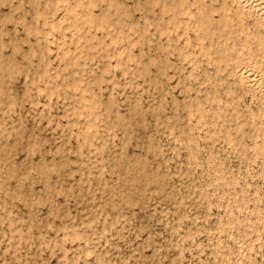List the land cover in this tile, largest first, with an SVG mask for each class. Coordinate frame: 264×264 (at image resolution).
<instances>
[{
	"label": "rangeland",
	"instance_id": "rangeland-1",
	"mask_svg": "<svg viewBox=\"0 0 264 264\" xmlns=\"http://www.w3.org/2000/svg\"><path fill=\"white\" fill-rule=\"evenodd\" d=\"M76 2H77V0H69V3L65 6V11H62L61 13L60 12L57 13L55 15V18L51 20L50 26L43 28L39 39H37L36 37L31 38L32 42H33L32 44H34L33 45V52H34V54H36L35 59L33 60V63L37 64V66H38L39 63H36V62H38V61L42 62V60L43 59L45 60V57H46V61L43 60L42 64L40 63L39 69H42L40 79L45 81V83L47 84L48 90H45V88H43V87L41 88V92L43 91L42 93H43L44 97L43 96L40 97V107L37 108V113H36V111H35V113L32 112L30 110L31 108H28V106H25V108L27 110L25 111L26 113L24 112V115L26 118H28L32 122L31 123L29 120L26 119V121H25L26 128L29 129V126L32 124L31 125L32 128L30 126L31 130H33V131L43 130V136L45 137V139L48 138V140L51 142H54V140H55L54 144H57V145H60L63 143L62 141H64L63 140L64 137H62V136H65L67 134L71 137V143L73 145L70 144V147H71L72 151L74 150L73 153H77V152L81 153V155L79 156V159H77L76 155L71 156V160L73 162L72 173L74 174V178L77 181V183H80L81 182L80 180L82 178V176H81L82 172H83L84 179L86 177L85 180H87L88 179V171H90L92 169L91 167L94 164L97 167H100V165L96 161L95 156H92L90 154L87 145L89 143H91L93 145V150L100 147V144H98L97 141L101 140V137H103V132H104V129L102 126L97 127V125H99L101 119L104 118V107L102 105H98V104L94 103V101L92 100L91 95L89 93V85L93 84L94 82L96 83V80L99 81L101 79V77L99 78V76H102L101 80L108 82V83H105V85L103 84V88L105 87V89H106V91H105V89H103L104 101L107 103L109 108L113 107V105H115L116 103H119V107H120L119 114L121 116H124L126 110H127V112L131 113L130 112L131 108H133V109L136 108L134 106H137V102L140 101V93H143V102H144L145 107H147L149 104H151L153 102H159L160 98H161V94H157L151 88V87H153L152 86L153 84L157 85V82L153 83V80L155 81L154 78H157L156 81H158V85H160L164 89L168 90L167 86L165 84L161 83L162 80L165 79L164 70L168 71V73L167 72L166 73L168 74L167 76L170 77V75L173 76V74L176 73L177 69L182 68V69H180V71L182 72V75L183 76L193 75L191 77H195L196 82L199 85L198 91L201 94V98H202L201 104L204 107V112L201 114V117L199 118L198 122H197V120H194L193 124H197L198 126H203V131L197 133L196 137H192V136L188 135L189 128L186 127L187 121H184L183 123L174 122L175 126L172 127V131H173L172 133H173L174 139L176 137L175 141L184 145L188 149V151H185V152L181 151L180 158L176 162V166L183 168L184 172L188 171L189 169L187 168L186 165L191 162V161L190 162L188 161L190 153L195 154L197 152V148H199V149L204 148L205 151L200 152V154L197 156L196 162H199L201 164V167L199 169H195L196 171L194 170L196 175L193 177V179L198 181V183L196 185L197 188H201V186H202V188L206 189V191L202 192V193L197 192L194 195V197H192V199H190L192 201H190V200L186 201L187 205L189 204L188 208L187 209H181L182 214H188L189 213L188 211L190 210V216H189L190 218L184 223L183 228L179 232V236H176L177 238L176 237L173 238L172 236H170L171 232L169 230V232L165 233L164 239L167 240L171 237L174 243H178L180 237H186L190 234H196L198 232L200 234L197 237L196 236L194 237V239H193L194 241L193 240H187L184 243L183 248H179V247H178L179 249L173 248V249H171V251L167 252L166 258L164 260V264H169V263L170 264H174V263L175 264H192V263L193 264H216V263L217 264H264V242H263L264 241V236H263L264 235V210H263L264 209V44H263L264 43V22H262V23L259 22L254 15L249 14L248 12H245V11L242 12V11L238 10L237 2H235L234 0H217V1H215L217 4H218V2L219 3H222V2L226 3V9H228V10H226V13H227L226 16L229 17L230 20L228 21V23H230V25H231V26L229 25L228 27H226V29L221 31L223 34V36L221 37V43L223 44V46H225V49L227 50L226 52L229 54L227 59H225L227 61L224 64L225 60H219L216 58L217 53L216 52L214 53V48L210 49L209 38H207L202 33V31L200 29L201 17L199 16V13L196 14L194 12V7H196V5L194 4V0H186L185 5L187 6V9L190 10L189 13H186V14L181 13V14L176 15V17L178 19L176 18L174 20V22L169 21V19L167 20V18L164 20V22H163V20H161V21L159 20V22H161L160 24L162 26L158 25V27H163V26L166 27V25L167 26L169 25V28L166 27L165 29H160V31H159V29L155 30V28H158V27L154 26V24L155 25L157 24V15H158L157 14V12H158L157 7H156L154 12H150L148 14V16L146 17L147 23L144 20L140 21L139 17H137L138 23L136 25H139L138 27L136 25H128V24L126 25V24H124L125 21L122 24L123 20H121L120 25L117 26L113 23H111L110 25L101 24L100 19L96 13L87 14L85 12H82L80 8L75 6ZM192 5H194V6H192ZM239 11H240V13H239ZM155 12H156V14H155ZM152 13L154 14V16H152L153 15ZM8 15L10 17H12V19ZM191 15H193V16H191ZM13 16H12V14L11 15L10 14H2V10H0V21H1L0 23H7V26L9 27V29H8L9 31L12 30V25L9 22L12 21L13 19H16V17L15 16L13 17ZM7 17L9 19L6 20ZM151 18H152V21H151ZM148 19H149V21H148ZM231 19L233 20V23H231ZM153 21H154V24L152 27L154 29L152 27L148 26L149 24H152ZM111 22H112V20H111ZM163 23H165V24L163 25ZM65 25H66V27H65ZM124 25H126V26H124ZM86 27H87V29H86ZM95 27L97 29H95ZM99 27H100V29H99ZM139 27H140V30H139ZM104 30H105V32H104ZM144 30L146 32L149 30L148 32H150V33H148V32L146 33ZM164 30L166 33L165 32L162 33V31H164ZM169 30H171L172 33H169L170 32ZM131 31H133V32H131ZM134 31H135V33H134ZM175 31H176V33H175ZM189 31L190 32L196 31V32L190 33ZM160 32H161V35H160ZM48 33H49V35H48ZM54 33H56V34H54ZM92 33L94 34L95 39H94ZM142 33L144 35L146 33V35H145L146 38L142 36L143 38H145L146 41L141 40ZM74 35H75V37H74ZM133 35H134V37H133ZM166 35H168L167 37L169 38V40H166V39H168L166 37ZM131 37H133V38H131ZM205 37H206V39H205ZM96 38L98 39V41ZM156 38H157V40H156ZM182 38H183V40H182ZM70 39H71V41H70ZM93 39H94V41H93ZM99 39H101L100 40L101 42H99ZM160 39H161V41H160ZM171 39H173V41ZM177 39H178V41H177ZM148 40H150V42ZM35 41H37V43ZM48 41H51V42H48ZM69 41L72 44H70ZM133 41L134 42L136 41L138 43L135 42L136 44L134 45ZM174 41H176L177 43ZM156 42L158 45L156 44ZM159 42L161 45L159 44ZM55 43H56V47H55ZM98 43L100 44V46ZM149 43H150V46L148 45ZM49 44H51V45H49ZM74 44H75V46H74ZM131 44H133V45H131ZM90 45L92 46V48L91 47L87 48V46L89 47ZM93 45H94L95 49L93 48ZM159 45H160V48H159ZM170 45H173V46H170ZM154 46L155 47L158 46V48L156 47L154 49ZM161 46L163 48L165 46L166 49L165 48L163 49ZM168 47H169V49H168ZM26 49H25V51H27ZM52 49H55V50H52ZM63 49H64V51H63ZM85 49H86V51H85ZM101 49H103V50H101ZM170 49H171V51H170ZM49 50L50 51L52 50L53 52L52 51L50 52ZM70 50L73 53H71ZM139 50H140L141 55H139L140 54ZM155 50L158 52H156ZM37 51H38V53H37ZM131 51H133V52H131ZM141 51H143L144 54ZM159 51H160V53H159ZM49 52H50V54H49ZM95 52H97V54H95ZM154 52H156V53H154ZM105 53H106V55H105ZM182 53H183V55H182ZM76 54H78V55H76ZM156 54L159 56L161 55V56L159 57ZM169 54H170V56H169ZM175 54H176V57H175ZM179 54L182 55V58ZM61 55H63L62 56L63 58L65 56L64 59L62 58L64 62L62 60H60ZM84 55H87V57H90L91 59L95 58L94 56H96V58L93 59L94 60L93 62H92V60H91V62H89L90 61L89 58H86V56H84ZM112 55H113V57H112ZM136 55H137V57H136ZM142 55H144V57ZM165 55H167V56H165ZM171 55H173V56H171ZM104 56H106V57H104ZM108 56L109 57L111 56V58H109ZM42 57H44V58H42ZM67 57H68V61L66 60ZM102 57L105 58L106 60L103 61ZM131 57H134L136 60L133 58L134 61H131ZM167 57H168V59H167ZM184 57L187 60H185ZM39 58L41 59V61L39 60ZM112 58H113V61H112ZM158 58H159V60H158ZM160 58H161V61L163 60V62L167 65H165L163 62H161ZM229 58H230V60H229ZM72 59L74 61H72ZM79 59H81V60H79ZM128 59H130V60H128ZM151 59H154V60H151ZM95 60H98V62ZM149 60L151 61L152 65L149 63ZM167 60L169 61L170 65L171 64L173 65V63L175 62L176 64L174 63V65H173L174 67L170 68L169 67L170 65L168 64ZM228 60H229V62H228ZM137 61L143 63V65L140 63L138 64ZM155 61L156 62L159 61V62L156 63ZM221 61H223V62H221ZM95 62L97 63V65ZM179 62H181V65ZM112 63H113V66H112ZM160 63H162L163 65ZM208 63L210 64V67H209ZM72 64H73V66H72ZM144 64H145V66H144ZM149 64L151 65L150 67H149ZM187 65H188V67H187ZM48 66H50V68ZM65 66H67V67H65ZM68 66H69V68H68ZM109 66H110V69H109ZM146 66H148V69L151 71V73L149 70H147ZM157 66H158L159 70L157 69ZM64 67H65V69L67 68L68 70H65ZM164 67H165V69H164ZM77 68H79L80 70ZM89 68L91 71H89ZM101 68L102 69L105 68V72H103L104 69L102 70ZM201 68H202V70H201ZM248 68L254 74L252 77H248V76L243 75V71L245 69H248ZM160 69H161V71H163L162 73H161ZM61 70H62L61 74H58V73H60ZM85 70H87V71H85ZM115 70L118 72L116 73ZM143 70L147 71L148 73L144 72ZM157 70L159 71L160 74H158ZM107 71L110 73H108ZM119 72L121 73V77H120ZM92 73H93V75H92ZM125 73H127V74H125ZM139 73H141V74L139 75ZM149 73H150V75H149ZM188 73H190V75ZM90 74H91V76H90ZM106 74H107V77H106ZM113 74L115 76V79H113ZM133 74H134V77L131 76ZM61 75H62V77L60 79V77H58V76H61ZM147 75H148V77H147ZM153 75H154V78H153ZM158 75H160V76L158 77ZM116 76L120 77V78L118 79ZM125 76H127V77H125ZM137 76H138V79H137ZM161 76L163 78H160ZM253 77H254V79H253ZM109 78H110V80L112 79V82L109 80ZM131 78H134V79H131ZM144 78L146 80H144ZM149 78H151L152 80L151 79L149 80ZM54 80H55V82H54ZM198 80H199V82H198ZM233 80H234V83L232 82ZM51 81H52V83H51ZM90 81H91V83H90ZM117 81H119L120 86H117L118 83L115 84ZM145 81H148L149 83L148 82L146 83ZM19 82L20 83L23 82L22 77L19 78ZM169 82H170V85L172 84L171 86L173 87V89H175L176 95L179 97L181 95L180 87L174 86L175 84L178 85V82H176V79H171V80H169ZM224 82L226 84H224ZM236 82L238 84L235 85ZM14 83H15V85H13ZM16 83L17 82H13V84H12L13 86L11 85L10 91L6 92V94H4L5 96L4 95H3V97L0 96V133H3V134L6 133L5 136H12V135H14V130L16 128H17L16 130L20 129L18 121L21 119V117L18 118V115L20 116L21 110L19 108H17L15 112H11L8 109L9 105H12L14 103V101L18 99V97H21L22 96L21 93H23V91H24V90L22 91V89L20 87H17L18 85ZM130 83H131V85L134 84L133 87H131ZM125 84H127V85H125ZM137 84H141V85L139 86ZM219 84L223 85V87H221ZM239 84H240V86H239ZM59 85H61L62 87ZM69 85H71V86H69ZM148 85H150V86H148ZM212 86H213V88H212ZM107 88H110V89L108 90ZM117 88L118 89L120 88V89L118 90ZM136 88H137V90H136ZM147 88H148V90H147ZM240 88H241V90H240ZM145 89H146V91H144ZM15 90H17V91H15ZM93 91L97 92L99 90L94 88ZM119 91H122L123 93L121 92L122 94L120 95ZM201 91H204V92H201ZM231 92H232V94H231ZM115 93H119V95H117V97H116ZM131 93H133V94H131ZM144 93L146 95H144ZM177 93H179L180 95H178ZM110 94H112L111 95L112 98L115 95L114 100L110 97ZM229 94H231V95H229ZM7 95H8V97H7ZM23 95H24V93H23ZM61 95L63 97H61ZM105 95H107L108 97ZM151 95H153V96H151ZM157 95L160 97H158ZM203 95L205 96V98ZM58 96H59V98H58ZM131 96H133V97H131ZM45 97H46V99H45ZM129 97H130V100L128 101ZM135 97H136V99H135ZM147 97H148V100H147ZM237 97L240 98L241 100H239ZM6 98H7V101H6ZM206 98H207V100H206ZM4 99H5V101H4ZM133 99H134V101H133ZM254 99H255V101H254ZM121 100H125V101L123 102ZM231 100L233 101L232 103H231ZM110 101H112V102H110ZM2 102H4V103H2ZM15 102H18V100ZM41 102H43V105ZM66 102H67V104H66ZM110 103H111V105H110ZM238 103H240V104H238ZM68 104L71 105L70 108H69ZM129 104L134 105V106H130ZM243 104L246 106V108H244ZM2 106H3V108H2ZM100 106H102V107H100ZM125 106H126V108H124ZM45 108L47 109V111ZM242 108H244L243 111L248 112L247 116H246V114H244L245 112L241 111ZM110 109H112V111H115L114 107L110 108ZM4 110H5V112H4ZM29 110H30V112H28ZM40 110L42 111V113L44 111L45 112L42 114L40 112ZM68 110H69V112H68ZM229 110H230V112H229ZM38 111L40 112V114H42V116L39 114ZM239 111H240V113H239ZM29 113H31V117H30ZM241 113L243 114L242 116H245V117H242ZM5 114H6V116H5ZM32 114H33V118H32ZM52 115H55V116H52ZM66 115H67V117H66ZM74 115H75V117H74ZM9 116H11L12 118ZM228 116L231 118H229ZM65 117H66V120H65ZM39 118H42V119H39ZM6 119H8V120H6ZM53 119H55L56 121ZM234 119H236V120L233 123ZM16 120H17V122H15ZM71 121H73V122H71ZM14 122L17 125H15ZM35 122H36V125H35ZM45 122L46 123L49 122V123L46 124ZM54 122H56V123H54ZM63 122H64V124L65 123L66 124L64 125ZM236 122H237V124H235ZM240 123H242L241 124L242 128H241V125L239 126ZM244 123H246V124L251 123V124H248V127H247V125L244 126ZM55 124H58V125L60 124V126L55 125ZM76 125H77V127H76ZM180 125H182V126H180ZM49 126H50V128H49ZM235 126H236V128H234ZM57 127H58V129H57ZM249 127L250 128L252 127L251 130L249 129ZM253 127L255 130L253 129ZM68 128L71 129L70 132H69ZM177 128H178V130H177ZM11 129H14V130H11ZM65 130H67V131H65ZM163 131L164 130L161 129V133H163ZM234 131H236V132H234ZM244 131L247 133H248V131L250 132L249 133L250 138L248 137L247 133L246 134L244 133ZM45 132H47V133H45ZM48 132H49V134H48ZM72 134H73V137L71 136ZM238 134H239V136H238ZM52 135H54L55 137ZM57 135H58V137H57ZM94 135L96 136V140L92 139V137ZM252 136L254 138H252ZM52 137L54 140L52 139ZM60 137H62V138H60ZM76 137H78L77 141L75 139ZM197 137H198V139H197ZM205 137H211V139L206 140ZM58 138L60 139V141ZM193 139L195 140L194 143H188L189 140H193ZM250 139H251V142H250ZM57 140H58V142H57ZM240 141H241V143H240ZM244 141L246 143H244ZM73 142H75L76 144ZM161 142H162V144L166 150H168L167 147H169V149H172V150H174L176 148V143H174L172 140L167 139V136H164L163 140ZM212 142L214 143V147L211 149L207 148V145L213 144ZM5 143H7V141H5ZM83 145L85 147H83ZM233 145H234V147H233ZM216 146H217V148H216ZM77 149H79V150H77ZM231 149H234V151ZM252 149H253V152H252ZM224 152H225V154H224ZM238 152H240V153H238ZM237 155L239 156V158L237 157ZM246 155H247L248 160L244 158V157H246ZM84 156H86L87 159H86V157L84 158ZM224 157H227L228 163L224 162ZM22 158L23 157H19L18 159L22 160ZM89 162H90V164H89ZM93 162H94V164H93ZM182 162H183V164H182ZM75 164H76V166H75ZM82 164L83 165L86 164V165L83 166ZM176 166H174L175 169L173 168L174 171L176 170ZM84 167H86V168H84ZM236 169H237V171H236ZM78 171L80 173H78ZM253 171H254V173H253ZM77 174H78V176H77ZM249 174H250V177H249ZM235 177H236V179H235ZM258 177H260V178H258ZM250 178L253 180H251ZM258 179H260V181ZM236 180H237V182H236ZM183 182H181L179 178L178 179L176 178V185L179 186L180 191H181L180 193L182 194V197L185 196L186 194L188 195V192H186V189H187V191L189 190V185H190L191 181L189 182L188 180H186L185 181L186 183L185 182L183 183ZM214 182H215V184H214ZM181 184L183 186L185 185L186 187L180 186ZM224 184H225V186H224ZM211 185H212V187H211ZM83 187H84L85 192H87L88 185L86 184V186H85V184H84ZM204 194H205V196H210V201L207 199H203ZM214 198H215V200H213ZM196 199H198V200H196ZM195 200L197 201L196 203H195ZM174 203H178V202L174 201ZM209 203H211V205H213V207L211 208V210H212L211 214H210L211 216L208 213ZM82 206H83V208H82ZM203 206L205 208H201ZM19 207H22V206L18 205V208ZM168 207L171 208L173 212L176 211V209L174 207H172L171 205H168ZM223 207H224V209H223ZM196 208H198V210ZM194 209H195V211H194ZM222 209H223L224 213H222ZM243 209H244V211H243ZM253 209H254V211H253ZM139 212H142V211L140 209H137L136 221H137L138 226L141 224L154 223L153 221L149 220L151 217V214H150L151 209L143 211L142 214ZM148 213H149V216H148ZM72 215L76 217V220H75L76 222L74 225L75 227H78V226L80 227V225L82 223L83 224H86V223L89 224L90 223L91 218L89 217L88 211H86V207L83 204L80 205L79 211L77 212L76 210H74V212H72ZM87 215H88V219L85 220L87 218ZM137 215H138V217H137ZM147 216L149 217V219ZM191 216H192V218H191ZM240 217H242L243 220ZM209 218H211V219L209 220ZM142 219L144 222L145 221L146 222L145 223L142 222L141 221ZM170 219H171V217H170ZM201 219H203V221ZM252 219H253V222H252ZM148 220L150 222H148ZM210 223H211V226H210ZM252 223H254V224H252ZM214 228H215V230H214ZM162 230H163L162 225H159V227L158 226L156 227V231H162ZM183 230H184V232H183ZM224 231H225V233H228L229 235H231L230 239H228L230 236H228V234H225ZM61 234H62V236L64 235L63 233H61ZM36 235L39 237L40 240L45 239V236H43L39 233H36ZM146 237H147V234H145L144 238L146 239ZM209 237H211V239ZM47 238L55 239V234L49 233ZM113 243L116 244L115 241H113ZM137 243H139V241ZM246 244H247V247H246ZM249 244H250V246H249ZM123 247H124L123 242L116 244L117 250L113 253L115 255L112 254V257H111V259H113V261H114V264H120V261L122 258L128 259V258L132 257V255H131L132 249L136 248V244L131 245V247H133V248H126V247L123 248ZM65 248L67 249L66 253L65 252H59V254H57L56 252L52 253L51 250H49V251L42 250L40 248L39 243L36 242L35 246L33 248L29 249L25 255L26 256L28 255L27 257L31 258V259L34 255L33 260L40 259L41 261L47 262V264H61L62 259H63L62 264H66V262L74 261L78 256H80L79 250L81 248V245L79 243L71 244V246H70V244L65 245ZM122 249L123 250L125 249V250L122 251ZM184 249H187V251H185ZM71 250H73V251L71 252ZM49 252H50V254H53L52 258H51V255L48 254ZM174 252H175V254H174ZM187 252H188V254H187ZM237 252H238V254H237ZM213 253H214V255H213ZM42 254H43V256H42ZM167 254H168V256H167ZM170 254H171V256H170ZM91 255H92V253L89 252L88 253L89 264H94V262H95L94 260H96V257L93 255L91 256ZM144 255H146L145 257H148V256L150 257V255H152V251L149 249V250L145 251ZM161 255H163V253ZM36 256H37V258H36ZM176 256H178V257L180 256V257L178 258ZM257 256H259V257H257ZM260 256H261V258H260ZM168 257H169V259H168ZM48 258H50V259H48ZM91 260H93V261H91ZM167 260H169V261H167ZM170 260H171V262H170ZM197 260H199L200 262L199 261L197 262ZM81 262L83 263V260H81ZM129 262H130L129 264H135L134 263L135 261H133L131 259H129Z\"/></svg>",
	"mask_w": 264,
	"mask_h": 264
},
{
	"label": "clouds",
	"instance_id": "clouds-1",
	"mask_svg": "<svg viewBox=\"0 0 264 264\" xmlns=\"http://www.w3.org/2000/svg\"><path fill=\"white\" fill-rule=\"evenodd\" d=\"M68 3L69 0H0L2 14L16 17L9 22L11 31L7 23H0V96L10 90L13 82L24 90L18 102L9 105L11 112L17 108L21 110L20 129L14 130L12 136L0 133V264H47L25 255L36 242L42 250L57 254L67 252L65 245L79 243L80 256L66 264H81V260L83 264H89V252L96 257L94 264H114L111 257L120 242L126 248L136 244L132 257L122 258L120 264H129V259L135 264H164L168 251L183 248L186 240H193L200 234L180 237L178 243L164 239L169 230L173 238L179 236L190 216V210L188 214H182L181 209L188 208L186 201L197 192L206 191L202 186L197 188L198 181L193 179L194 170L201 167L196 158L205 149L197 148L195 154L190 153L188 159L191 162L186 165L189 170L184 172L176 162L181 151L188 149L176 142L172 133L174 122L184 121H187L189 136L196 137L203 131V126L193 124L204 112L199 85L195 77L183 76L180 69L173 77H168L165 72L163 83L168 90L156 84L152 88L161 94L160 101L145 107L143 93H140L136 108L121 116L119 103L113 105L115 111H112L103 99V84L107 81L90 84L92 100L104 107V118L97 125L104 129L103 137L97 141L100 147L93 150L91 143L87 145L100 167L94 164L88 171L87 180L82 172L81 182L77 183L72 173L71 156L76 155L79 159L81 153H73L71 137L66 134L62 144H54L44 138L43 130L27 129L24 116L25 106L32 112L40 107L41 88L48 90L45 81L40 79L42 69L33 63L35 54L31 38L39 39L43 28L49 27L50 21L57 13L65 11ZM75 6L87 14L109 17L117 26L121 20L135 25L137 17L147 23L146 17L160 6V0H77ZM20 77L23 83H19ZM170 79H177L179 97L169 84ZM94 88L99 91L94 92ZM165 135L176 143L174 150H166L163 146L161 141ZM194 142V139L188 141ZM213 147L214 143L207 145L209 149ZM19 157L23 159L19 160ZM224 162L228 163L227 157ZM177 177L181 182L191 181L188 195L182 197L176 185ZM84 184L88 185L87 192ZM203 199L210 201V196ZM81 204L88 211L90 223L75 227L76 217L72 212L78 211ZM18 205L22 207L18 208ZM212 207L209 203V215ZM137 209H151L150 220L154 223L138 226ZM159 225L163 226L162 231H156ZM36 233L45 239L40 240ZM49 233H54L55 239L47 238ZM149 249L152 256L145 257L144 253Z\"/></svg>",
	"mask_w": 264,
	"mask_h": 264
},
{
	"label": "bare ground",
	"instance_id": "bare-ground-1",
	"mask_svg": "<svg viewBox=\"0 0 264 264\" xmlns=\"http://www.w3.org/2000/svg\"><path fill=\"white\" fill-rule=\"evenodd\" d=\"M215 1H217V0H194V4L196 5V7H194V12L197 14V13H199V16L201 17V21H200V29H201V31H202V33L207 37V38H209V45H210V49L211 48H214V53L216 52L217 53V55H216V58L217 59H219V60H225V59H227V57L229 56V54L226 52L227 50L225 49V46H223V44L221 43V37L223 36V34H222V30H224V29H226V27H228L229 25H230V23H228V21L230 20L229 19V17L228 16H226V10H228V9H226V3H219L218 2V4L215 2ZM235 2H237V8H238V10H240V11H242V12H248L249 14H252V15H254L255 17H256V19L259 21V22H264L263 20H264V0H234ZM186 0H160V6H158L157 7V26L154 24V21H153V23L152 24H150V25H152L153 26V24H154V26L155 27H158V25H161L160 23L161 22H159V20L161 21V20H163V22H164V20L167 18V20L169 19V21H173L174 22V20L177 18L176 17V15H178V14H183V13H189V11L190 10H188L187 9V6L185 5L186 3ZM192 6H194V5H192ZM231 11V10H230ZM240 11H239V13H240ZM228 12V11H227ZM232 12V11H231ZM61 13V12H60ZM153 14V13H152ZM155 14H156V12H155ZM11 15V14H10ZM60 15V14H59ZM67 15V14H66ZM9 16V15H8ZM12 16H13V14H12ZM94 16V15H93ZM152 16H154V14L152 15ZM191 16H193V15H191ZM247 16V15H246ZM10 17V16H9ZM14 17V16H13ZM57 17V16H56ZM11 19H12V17H10ZM61 18V17H60ZM5 19V18H4ZM7 19H9L8 17L6 18V20ZM10 19V20H11ZM99 19H100V23L101 24H105V25H110L112 22H111V19L109 18V17H99ZM178 19V18H177ZM200 19V18H199ZM147 20V19H146ZM5 21V20H4ZM67 21V20H66ZM141 21V20H140ZM148 21H149V19H148ZM151 21H152V18H151ZM1 22V21H0ZM51 22V21H50ZM123 22L124 21H122V24H123ZM170 22V23H171ZM95 23V22H94ZM169 23V22H168ZM231 23H233V20L231 19ZM124 24H126V22L124 23ZM165 23H163V25H164ZM127 25V24H126ZM126 25H124V26H126ZM136 25V24H135ZM143 25V24H142ZM172 25V24H171ZM11 26V25H10ZM137 27L139 26V25H136ZM162 26V25H161ZM231 26V25H230ZM253 26V25H252ZM65 27H66V25H65ZM143 27V26H142ZM166 27L167 28H169V25L167 26L166 25ZM165 26H163V27H158V28H155V30H158L159 29V31H160V29H165L166 28ZM153 28V27H152ZM232 28V27H231ZM248 28V27H247ZM8 29H9V27H8ZM86 29H87V27H86ZM95 29H97L96 27H95ZM99 29H100V27H99ZM98 29V30H99ZM104 29V28H103ZM130 29V28H129ZM154 29V28H153ZM173 29V28H172ZM181 29V28H180ZM192 29V28H191ZM190 29V30H191ZM66 30V29H65ZM114 30V29H113ZM112 30V31H113ZM131 30V29H130ZM139 30H140V27H139ZM151 30V29H150ZM145 31V30H144ZM149 31V30H148ZM147 31V32H148ZM170 32L169 33H172L171 32V30H169ZM90 32V31H89ZM98 32V31H97ZM104 32H105V30H104ZM131 32H133V31H131ZM146 32V31H145ZM146 32V33H147ZM165 32V30L164 31H162V33H164ZM190 32V31H189ZM193 31H191L190 33H192ZM196 32V31H195ZM195 32H193V33H195ZM100 33V32H99ZM134 33H135V31H134ZM137 33V32H136ZM146 33H145V35H146ZM148 33H150V32H148ZM156 33V32H155ZM166 33V32H165ZM175 33H176V31H175ZM54 34H56V33H54ZM66 34V33H65ZM93 34V33H92ZM48 35H49V33H48ZM145 35L142 33V35H141V37L143 36V37H145ZM150 35V34H149ZM160 35H161V32H160ZM163 35V34H162ZM77 36V35H76ZM129 36V35H128ZM168 35H166V37H167ZM74 37H75V35H74ZM93 37H94V39H95V36H94V34H93ZM106 37V36H105ZM133 37H134V35H133ZM133 37H131V38H133ZM138 37V36H137ZM142 37V38H143ZM159 37V36H158ZM181 37V36H180ZM206 37H205V39H206ZM68 38V37H67ZM84 38V37H83ZM89 38V37H88ZM92 38V37H91ZM141 38V40L142 41H144L145 40V38H143L142 39ZM155 38V37H154ZM168 38V37H167ZM44 39V38H43ZM94 39H93V41H94ZM97 39V38H96ZM165 39V38H164ZM194 39V38H193ZM37 40V39H36ZM68 40V39H67ZM101 39H99V42H101L100 41ZM137 40V39H136ZM153 40V39H152ZM156 40H157V38H156ZM166 40H169V38L168 39H166ZM172 41H173V39H171ZM182 40H183V38H182ZM41 41V40H40ZM70 41H71V39H70ZM69 41V42H70ZM88 41V40H87ZM97 41H98V39H97ZM146 41V40H145ZM149 42H150V40H148ZM160 41H161V39H160ZM177 41H178V39H177ZM208 41V40H207ZM240 41V40H239ZM36 43H37V41H35ZM48 42H51V41H48ZM78 42V41H77ZM134 42V41H133ZM136 42V41H135ZM134 42V45L136 44V43H138V42H136L135 43ZM155 42V41H154ZM174 42H176V41H174ZM33 43V42H32ZM68 43V42H67ZM142 43V42H141ZM177 43V42H176ZM44 44V43H43ZM53 44V43H52ZM70 44H72L71 42H70ZM99 44V43H98ZM97 44V45H98ZM103 44V43H102ZM147 44V43H146ZM145 44V45H146ZM155 44V43H154ZM156 44H157V42H156ZM155 44V45H156ZM159 44H160V42H159ZM264 44V43H263ZM34 45V44H33ZM37 45V44H36ZM49 45H51V44H49ZM95 45V44H94ZM94 45H93V48L95 49V47H94ZM131 45H133V44H131ZM144 45V44H143ZM149 46H150V43L148 44ZM158 45V44H157ZM161 45V44H160ZM160 45H159V48H160ZM167 45V44H166ZM165 45V46H166ZM200 45V44H199ZM74 46H75V44H74ZM96 46V45H95ZM99 46H100V44H99ZM109 46V45H108ZM140 46V45H139ZM148 46V47H149ZM165 46H164V48H165ZM170 46H173V45H170ZM178 46V45H177ZM212 46V47H211ZM55 47H56V43H55ZM54 47V48H55ZM83 47V46H82ZM92 48V46L90 45L89 47L87 46V48ZM136 47V46H135ZM152 47V46H151ZM157 48H158V46H156ZM155 46H154V49L156 48ZM162 47V46H161ZM198 47V46H197ZM45 48V47H44ZM85 48V47H84ZM163 48V47H162ZM163 48V49H164ZM172 48V47H171ZM174 48V47H173ZM177 48V47H176ZM181 48V47H180ZM46 49V48H45ZM77 49V48H76ZM162 49V50H163ZM166 49V48H165ZM168 49H169V47H168ZM27 50V49H26ZM38 50V49H37ZM47 50V49H46ZM52 50H55V49H52ZM51 50V51H52ZM59 50V49H58ZM75 50V49H74ZM101 50H103V49H101ZM100 50V51H101ZM123 50V49H122ZM136 50V49H135ZM157 50V49H156ZM155 50V51H156ZM161 50V49H160ZM202 50V49H201ZM39 51V50H38ZM38 51H37V53H38ZM50 51V50H49ZM50 51V52H51ZM60 51V50H59ZM63 51H64V49H63ZM62 51V52H63ZM71 51V50H70ZM69 51V52H70ZM85 51H86V49H85ZM96 51V50H95ZM99 51V52H100ZM109 51V50H108ZM170 51H171V49H170ZM175 51V50H174ZM36 52V51H35ZM50 52H49V54H50ZM53 52V51H52ZM102 52V51H101ZM100 52V53H101ZM131 52H133V51H131ZM143 54H144V52L143 51H141ZM150 52V51H149ZM156 52H158V51H156ZM156 52H154V53H156ZM162 52V51H161ZM241 52V51H240ZM56 53V52H55ZM65 53V52H64ZM71 53H73L72 51H71ZM139 53H140V50H139ZM159 53H160V51H159ZM175 53V52H174ZM40 54V53H39ZM80 54V53H79ZM82 54V53H81ZM95 54H97V52H95ZM147 54V53H146ZM145 54V55H146ZM163 54V53H162ZM171 54V53H170ZM170 54H169V56H170ZM46 55V54H45ZM76 55H78V54H76ZM105 55H106V53H105ZM125 55V54H124ZM139 55H141V53L139 54ZM157 55V54H156ZM180 55V54H179ZM182 55H183V53H182ZM182 55H180L181 56V58H182ZM35 56H36V54H35ZM43 56V55H42ZM51 56V55H50ZM63 55H61V59L60 60H62L63 61V59L65 58V56H64V58L62 57ZM67 56V55H66ZM80 56V55H79ZM84 56H86V58H89V62H91V60H92V62L94 61L93 59H95L96 58V56H94L95 58H90V57H87V55H84ZM93 56V55H92ZM128 56V55H127ZM143 57H144V55H142ZM157 56H159V55H157ZM161 56V55H160ZM159 56V57H160ZM164 56V55H163ZM165 56H167V55H165ZM171 56H173V55H171ZM57 57V56H56ZM78 57V56H77ZM99 57V56H98ZM104 57H106V56H104ZM109 57V56H108ZM112 57H113V55H112ZM136 57H137V55H136ZM147 57V56H146ZM175 57H176V54H175ZM42 58H44V57H42ZM55 58V57H54ZM53 58V59H54ZM63 58V59H62ZM79 58V57H78ZM109 58H111V56L109 57ZM130 58V57H129ZM134 57H131V61H134V59H133ZM149 58V57H148ZM153 58V57H152ZM163 58V57H162ZM166 58V57H165ZM173 58V57H172ZM206 58V57H205ZM38 59V58H37ZM52 59V58H51ZM100 59V58H99ZM102 59H103V61H105L106 59L105 58H103L102 57ZM156 59V58H155ZM167 59H168V57H167ZM184 59H185V57H184ZM39 60L41 61V59L39 58ZM44 60V59H43ZM43 60H42V62H43ZM67 61H68V57H67V59H66ZM79 60H81V59H79ZM128 60H130V59H128ZM136 60V59H135ZM151 60H154V59H151ZM158 60H159V58H158ZM179 60V59H178ZM181 60V59H180ZM185 60H187V59H185ZM229 60H230V58H229ZM229 60H228V62H229ZM44 61H46V57H45V60ZM51 61V60H50ZM49 61V62H50ZM72 61H74L73 59H72ZM95 61H97L98 62V60H95ZM100 61V60H99ZM112 61H113V58H112ZM160 61H161V58H160ZM165 61V60H164ZM168 61V60H167ZM172 61V60H171ZM174 61V60H173ZM184 61V60H183ZM182 61V62H183ZM213 61V60H212ZM226 61L227 60H225V62H224V64L226 63ZM241 61V60H240ZM42 62H39V65H40V63L42 64ZM64 62V61H63ZM136 62V61H135ZM138 62V61H137ZM156 62V61H155ZM154 62V63H155ZM157 62H159V61H157ZM156 62V63H157ZM161 62H163V60L161 61ZM188 62V61H187ZM206 62V61H205ZM221 62H223V61H221ZM37 63V62H36ZM53 63V62H52ZM56 63V62H55ZM66 63V62H65ZM68 63V62H67ZM73 63V62H72ZM96 63V62H95ZM142 64L143 65V63H141V62H138V64ZM149 63L151 64V61L149 60ZM153 63V64H154ZM155 63V64H156ZM164 63V62H163ZM175 63V62H174ZM174 63H173V65H174ZM180 63V65H181V62H179ZM189 63V62H188ZM187 63V64H188ZM191 63V62H190ZM214 63V62H213ZM212 63V64H213ZM48 64V63H47ZM63 64V63H62ZM82 64V63H81ZM89 64V63H88ZM102 64V63H101ZM149 64V67L152 65H150ZM159 64V63H158ZM157 64V65H158ZM160 64H162V63H160ZM165 64V63H164ZM168 64L170 65V63H169V61H168ZM176 64V63H175ZM209 64V63H208ZM39 65L37 66L38 68H39ZM49 65V64H48ZM52 65V64H51ZM54 65V64H53ZM96 65H97V63H96ZM100 65V64H99ZM124 65V64H123ZM163 65V64H162ZM165 65H167V64H165ZM172 65V64H171ZM172 65V66H173ZM179 65V66H180ZM56 66V65H55ZM59 66V65H58ZM57 66V67H58ZM72 66H73V64H72ZM88 66V65H87ZM95 66V65H94ZM112 66H113V63H112ZM111 66V67H112ZM144 66H145V64H144ZM178 66V65H177ZM186 66V65H185ZM42 67V66H41ZM40 67V68H41ZM49 68H50V66H48ZM65 67H67V66H65ZM65 67H64V69H65ZM71 67V66H70ZM78 67V66H77ZM97 67V66H96ZM95 67V68H96ZM119 67V66H118ZM154 67V66H153ZM187 67H188V65H187ZM209 67H210V64H209ZM63 68V67H62ZM68 68H69V66H68ZM81 68V67H80ZM88 68V67H87ZM114 68V67H113ZM146 68H147V70H149L148 69V66H146ZM167 68V67H166ZM170 68H172V67H170ZM176 68V67H175ZM185 68V67H184ZM59 69V68H58ZM77 69H79V68H77ZM98 69V68H97ZM102 69V68H101ZM104 69V71L103 72H105V68H103ZM102 69V70H103ZM109 69H110V66H109ZM156 69V68H155ZM157 69L159 70V68H158V66H157ZM163 69V68H162ZM164 69H165V67H164ZM163 69V70H164ZM180 69H182V68H180ZM65 70H68L67 68L65 69ZM80 70V69H79ZM146 70V69H145ZM157 70V71H158ZM170 70V69H169ZM184 70V69H183ZM196 70V69H195ZM201 70H202V68H201ZM224 70V69H223ZM52 71V70H51ZM85 71H87V70H85ZM89 71H91L90 70V68H89ZM116 71V70H115ZM138 71V70H137ZM140 71V70H139ZM144 71V70H143ZM150 71V70H149ZM160 71H161V69H160ZM171 71V70H170ZM241 71V70H240ZM61 72H62V70L60 71V73H58V74H61ZM66 72V71H65ZM74 72V71H73ZM108 72V71H107ZM118 71H116V73H117ZM144 72H147V71H144ZM163 71H161V73H162ZM165 72H167L168 73V71L166 70H164V73ZM185 72V71H184ZM198 72V71H197ZM196 72V73H197ZM200 72V71H199ZM227 72V71H226ZM225 72V73H226ZM46 73V72H45ZM44 73V74H45ZM87 73V72H86ZM97 73V72H96ZM108 73H110V72H108ZM107 73V74H108ZM120 73V72H119ZM148 73V72H147ZM146 73V74H147ZM150 73H151V71H150ZM150 73H149V75H150ZM182 73V72H181ZM205 73V72H204ZM55 74V73H54ZM107 74H106V77H107ZM125 74H127V73H125ZM130 74V73H129ZM141 73H139V75H140ZM145 74V75H146ZM158 74H160L159 73V71H158ZM186 74V73H185ZM184 74V75H185ZM189 75H190V73H188ZM56 75V74H55ZM72 75V74H71ZM92 75H93V73H92ZM104 75V74H103ZM111 75V74H110ZM138 75V76H139ZM143 75V74H142ZM155 75V74H154ZM154 75H153V78H154ZM163 75V74H162ZM168 75V74H167ZM233 75V74H232ZM231 75V76H232ZM243 75L244 76H248V77H252L254 74L251 72V70H249V68L248 69H245L244 71H243ZM45 76V75H44ZM69 76V75H68ZM77 76V75H76ZM90 76H91V74H90ZM105 76V75H104ZM128 76V75H127ZM127 76H125V77H127ZM131 76H133L134 77V74L133 75H131ZM138 76H137V79H138ZM144 76V75H143ZM160 75H158V77H159ZM173 76H175V74H173ZM172 75H170V77H173ZM186 76V75H185ZM191 76H193V75H191ZM230 76V75H229ZM57 77V76H56ZM58 77H60V79H61V77H62V75L61 76H58ZM71 77V76H70ZM69 77V78H70ZM101 77V79H102V76H99V78ZM117 77V76H116ZM120 77H121V73H120ZM120 77H117L118 79L120 78ZM141 77V76H140ZM147 77H148V75H147ZM165 77V76H164ZM169 77V76H168ZM187 77V76H186ZM233 77V76H232ZM21 78V77H20ZM42 78V77H41ZM68 78V77H67ZM87 78V77H86ZM91 78V77H90ZM160 78H163L162 76L160 77ZM230 78V77H229ZM242 78V77H241ZM100 79V80H101ZM104 79V78H103ZM131 79H134V78H131ZM151 78H149V80H150ZM155 79V81L153 80V83H155V82H157V85H158V81H156L157 80V78H154ZM198 79V78H197ZM233 79V78H232ZM253 79H254V77H253ZM96 80V79H95ZM99 80V81H100ZM109 80H110V78H109ZM143 80V79H142ZM141 80V81H142ZM144 80H146L145 78H144ZM148 80V81H149ZM152 80V79H151ZM164 80V79H163ZM163 80H162V82L161 83H163ZM171 80V79H170ZM227 80V79H226ZM85 81V80H84ZM102 81V80H101ZM104 81V80H103ZM111 82H112V79L110 80ZM127 81V80H126ZM161 81V80H160ZM225 81V80H224ZM252 81V80H251ZM250 81V82H251ZM254 81V80H253ZM54 82H55V80H54ZM53 82V83H54ZM94 82V81H93ZM96 82H97V80H96ZM121 82V81H120ZM176 82H177V79H176ZM198 82H199V80H198ZM233 83H234V80L232 81ZM20 83V82H19ZM21 83H23V82H21ZM51 83H52V81H51ZM50 83V84H51ZM81 83V82H80ZM90 83H91V81H90ZM108 83V82H107ZM123 83V82H122ZM143 83V82H142ZM149 83V82H148ZM152 83V82H151ZM150 83V84H151ZM206 83V82H205ZM245 83V82H244ZM17 84V83H16ZM93 84H95V82L93 83ZM112 84V83H111ZM110 84V85H111ZM114 84V83H113ZM115 84H117V82L115 83ZM146 84V83H145ZM164 84V83H163ZM169 84H170V82H169ZM224 84H226L225 82H224ZM236 84H238L237 82L235 83V85ZM13 85H15V83L13 84ZM12 85V86H13ZM104 85H105V83H104ZM123 85V84H122ZM125 85H127V84H125ZM129 85V84H128ZM130 85H131V83H130ZM134 85V84H133ZM133 85H131V87H133ZM137 85H141V84H137ZM152 85V84H151ZM172 85V84H171ZM213 85V84H212ZM220 85V84H219ZM256 85V84H255ZM59 86H61V85H59ZM66 86V85H65ZM69 86H71V85H69ZM112 86V85H111ZM117 86H120L119 85V83H118V85ZM124 86V85H123ZM122 86V87H123ZM148 86H150V85H148ZM147 86V87H148ZM153 86V85H152ZM167 86V85H166ZM175 87L177 86L178 87V85L177 84H175L174 85ZM221 87H223V85H220ZM219 86V87H220ZM239 86H240V84H239ZM15 87V86H14ZM18 87V86H17ZM62 87V86H61ZM73 87V86H72ZM71 87V88H72ZM127 87V86H126ZM125 87V88H126ZM130 87V86H129ZM142 87V86H141ZM145 87V86H144ZM174 87V88H175ZM203 87V86H202ZM209 87V86H208ZM242 87V86H241ZM56 88V87H55ZM60 88V87H59ZM70 88V89H71ZM76 88V87H75ZM116 88V87H115ZM124 88V89H125ZM135 88V87H134ZM150 88V87H149ZM151 88H153V87H151ZM150 88V89H151ZM173 88V87H172ZM212 88H213V86H212ZM262 88V87H261ZM14 89V88H13ZM18 89V88H17ZM103 89H105V87L103 88ZM108 90L110 89V88H107ZM118 89V88H117ZM120 89V88H119ZM118 89V90H119ZM73 90V89H72ZM76 90V89H75ZM99 90V89H98ZM113 90V89H112ZM136 90H137V88H136ZM143 90V89H142ZM147 90H148V88H147ZM166 90V89H165ZM240 90H241V88H240ZM257 90V89H256ZM262 90V89H261ZM10 91V90H9ZM15 91H17V90H15ZM23 91V90H22ZM105 91H106V89H105ZM111 91V90H110ZM114 91V90H113ZM127 91V90H126ZM144 91H146V89L144 90ZM167 91V90H166ZM177 91V90H176ZM214 91V90H213ZM217 91V90H216ZM239 91V90H238ZM43 92V91H42ZM98 92V91H97ZM117 92V91H116ZM122 91H119V93H120V95L123 93H121ZM135 92V91H134ZM141 92V91H140ZM139 92V93H140ZM143 92V91H142ZM201 92H204V91H201ZM256 92V91H255ZM20 93V92H19ZM23 93H24V91H23ZM23 93H21L22 94V96H23ZM66 93V92H65ZM68 93V92H67ZM107 93V92H106ZM146 93V92H145ZM144 93V95H146ZM150 93V92H149ZM234 93V92H233ZM246 93V92H245ZM6 94V93H5ZM57 94V93H56ZM129 94V93H128ZM127 94V95H128ZM131 94H133V93H131ZM138 94V93H137ZM158 94V93H157ZM178 95H180L179 93H177ZM231 94H232V92H231ZM231 94H229V95H231ZM256 94V93H255ZM20 95V94H19ZM52 95V94H51ZM75 95V94H74ZM108 95V94H107ZM107 95H105V96H107ZM111 95L112 94H110V97H111ZM5 96V95H4ZM10 96V95H9ZM18 96V95H17ZM43 96V95H42ZM66 96V95H65ZM130 96V95H129ZM134 96V95H133ZM133 96H131V97H133ZM139 96V95H138ZM151 96H153V95H151ZM158 96V95H157ZM204 96V95H203ZM245 96V95H244ZM1 97H3V95L1 96ZM7 97H8V95H7ZM11 97V96H10ZM44 97V96H43ZM61 97H63L62 95H61ZM108 97V96H107ZM116 97H117V95H116ZM127 97V96H126ZM125 97V98H126ZM145 97V96H144ZM158 97H160V96H158ZM17 98V97H16ZM58 98H59V96H58ZM71 98V97H70ZM112 98V97H111ZM146 98V97H145ZM151 98V97H150ZM154 98V97H153ZM204 98H205V96H204ZM238 98V97H237ZM2 99V98H1ZM45 99H46V97H45ZM65 99V98H64ZM124 99V98H123ZM135 99H136V97H135ZM155 99V98H154ZM153 99V100H154ZM239 100H241L240 98H238ZM18 100V99H17ZM17 100H15V101H17ZM81 100V99H80ZM108 100V99H107ZM130 100V97L128 98V101ZM147 100H148V97H147ZM158 100V99H157ZM206 100H207V98H206ZM4 101H5V99H4ZM6 101H7V98H6ZM61 101V100H60ZM109 101V100H108ZM116 101V100H115ZM121 101H125V100H121ZM127 101V100H126ZM133 101H134V99H133ZM146 101V100H145ZM252 101V100H251ZM254 101H255V99H254ZM253 101V102H254ZM53 102V101H52ZM110 102H112V101H110ZM122 102V103H123ZM233 101L231 100V103H232ZM237 102V101H236ZM245 102V101H244ZM243 102V103H244ZM2 103H4V102H2ZM42 103V105H43V102H41ZM59 103V102H58ZM126 103V102H125ZM215 103V102H214ZM242 103V102H241ZM9 104V103H8ZM62 104V103H61ZM64 104V103H63ZM66 104H67V102H66ZM109 104V103H108ZM113 104V103H112ZM117 104V103H116ZM121 104V103H120ZM134 104V103H133ZM225 104V103H224ZM238 104H240V103H238ZM7 105V104H6ZM55 105V104H54ZM57 105V104H56ZM69 105V104H68ZM67 105V106H68ZM110 105H111V103H110ZM109 105V106H110ZM123 105V104H122ZM130 105V104H129ZM128 105V106H129ZM136 105V104H135ZM146 105V104H145ZM252 105V104H251ZM5 106V105H4ZM46 106V105H45ZM61 106V105H60ZM70 106L71 105H69V108H70ZM130 106H134V105H130ZM129 106V107H130ZM240 106V105H239ZM243 106H244V108H246V106L243 104ZM255 106V105H254ZM42 107V106H41ZM55 107V106H54ZM100 107H102V106H100ZM134 107H136V106H134ZM242 107V106H241ZM256 107V106H255ZM2 108H3V106H2ZM29 108V107H28ZM52 108V107H51ZM83 108V107H82ZM110 108H113V107H110ZM124 108H126V106L124 107ZM230 108V107H229ZM244 108H242V112H245V111H243V109ZM9 109V108H8ZM46 109V108H45ZM64 109V108H63ZM133 108H131V110H132ZM31 110V109H30ZM30 110L28 111V112H30ZM58 110V109H57ZM93 110V109H92ZM123 110V109H122ZM131 110H130V112H131ZM233 110V109H232ZM46 111H47V109H46ZM62 111V110H61ZM127 111V110H126ZM4 112H5V110H4ZM10 112V111H9ZM27 112V113H28ZM39 112V111H38ZM40 112L42 113V111L40 110ZM40 112H39V114H40ZM45 112V111H44ZM43 112V113H44ZM59 112V111H58ZM68 112H69V110H68ZM229 112H230V110H229ZM228 112V113H229ZM11 113V112H10ZM17 113V112H16ZM26 113V112H25ZM35 113V112H34ZM36 113H37V109H36ZM42 113V114H43ZM48 113V112H47ZM86 113V112H85ZM239 113H240V111H239ZM247 113L248 112H245L244 114H246V116H247ZM8 114V113H7ZM13 114V113H12ZM42 114H40L41 116H42ZM66 114V113H65ZM56 115V114H55ZM55 115H52V116H55ZM64 115V114H63ZM62 115V116H63ZM69 115V114H68ZM73 115V114H72ZM238 115V114H237ZM240 115V114H239ZM243 114L241 113V116H242ZM249 115V114H248ZM5 116H6V114H5ZM14 116V115H13ZM25 116V115H24ZM36 116V115H35ZM57 116V115H56ZM90 116V115H89ZM230 116V115H229ZM228 116V117H229ZM263 116V115H262ZM9 117H11V116H9ZM30 117H31V115H30ZM39 117V116H38ZM66 117H67V115H66ZM66 117H65V120H66ZM69 117V116H68ZM74 117H75V115H74ZM83 117V116H82ZM81 117V118H82ZM207 117V116H206ZM233 117V116H232ZM242 117H245V116H242ZM2 118V117H1ZM12 118V117H11ZM18 118H20V116L18 115ZM32 118H33V114H32ZM36 118V117H35ZM55 118V117H54ZM61 118V117H60ZM229 118H231V117H229ZM241 118V117H240ZM249 118V117H248ZM257 118V117H256ZM16 119V118H15ZM39 119H42V118H39ZM45 119V118H44ZM237 119V118H236ZM236 119H234L233 120V123H234V121L236 120ZM6 120H8V119H6ZM12 120V119H11ZM19 120V119H18ZM27 120H29L28 118H27ZM35 120V119H34ZM53 120H55V119H53ZM238 120V119H237ZM248 120V119H247ZM30 121V120H29ZM36 121V120H35ZM43 121V120H42ZM56 121V120H55ZM15 122H17V120L15 121ZM15 122H14V124H15ZM31 122V121H30ZM44 122V121H43ZM61 122V121H60ZM71 122H73V121H71ZM198 122V121H197ZM248 122V121H247ZM32 123V122H31ZM42 123V122H41ZM46 123V122H45ZM49 123V122H48ZM48 123H46V124H48ZM54 123H56V122H54ZM83 123V122H82ZM178 123V122H177ZM176 123V124H177ZM186 123V122H185ZM254 123V122H253ZM252 123V124H253ZM8 124V123H7ZM10 124V123H9ZM26 124V123H25ZM39 124V123H38ZM63 124H64V122H63ZM66 124V123H65ZM64 124V125H65ZM199 124V123H198ZM235 124H237V122L235 123ZM242 123H240L239 124V126L241 125ZM248 124H251V123H244V126L245 125H247V127H248ZM4 125V124H3ZM15 125H17V124H15ZM32 125V124H31ZM30 125V126H31ZM35 125H36V122H35ZM42 125V124H41ZM55 125H58V124H55ZM81 125V124H80ZM79 125V126H80ZM99 125H100V123H99ZM9 126V125H8ZM11 126V125H10ZM20 126V125H19ZM30 126H29V129H30ZM39 126V125H38ZM52 126V125H51ZM58 126H60V124L58 125ZM180 126H182V125H180ZM184 126V125H183ZM250 126V125H249ZM16 127V126H15ZM18 127V126H17ZM26 127V126H25ZM35 127V126H34ZM33 127V128H34ZM43 127V126H42ZM68 127V126H67ZM76 127H77V125H76ZM101 127V126H100ZM179 127V126H178ZM11 128V127H10ZM31 128H32V126H31ZM49 128H50V126H49ZM48 128V129H49ZM55 128V127H54ZM65 128V127H64ZM71 128V127H70ZM185 128V127H184ZM234 128H236V126L234 127ZM239 128V127H238ZM241 128H242V125H241ZM252 128V127H251ZM251 128L249 127V129L251 130ZM17 129V128H16ZM15 129V130H16ZM19 129V128H18ZM38 129V128H37ZM57 129H58V127H57ZM69 129V128H68ZM74 129V128H73ZM81 129V128H80ZM231 129V128H230ZM248 129V130H249ZM253 129H254V127H253ZM11 130H14V129H11ZM177 130H178V128H177ZM255 130V129H254ZM5 131V130H4ZM54 131V130H53ZM56 131V130H55ZM65 131H67V130H65ZM64 131V132H65ZM77 131V130H76ZM75 131V132H76ZM206 131V130H205ZM229 131V130H228ZM240 131V130H239ZM52 132V131H51ZM173 132V131H172ZM178 132V131H177ZM234 132H236V131H234ZM238 132V131H237ZM241 132V131H240ZM254 132V131H253ZM252 132V133H253ZM12 133V132H11ZM10 133V134H11ZM45 133H47V132H45ZM55 133V132H54ZM60 133V132H59ZM98 133V132H97ZM104 133V132H103ZM186 133V132H185ZM212 133V132H211ZM226 133V132H225ZM243 133V132H242ZM244 133L246 134L247 132H245L244 131ZM249 131H248V137H249ZM6 134V133H5ZM5 134H3V135H5ZM48 134H49V132H48ZM74 134V133H73ZM73 134L71 135L72 137H73ZM56 135V134H55ZM233 135V134H232ZM251 135V134H250ZM52 136H54V135H52ZM166 136V135H165ZM228 136V135H227ZM237 136V135H236ZM238 136H239V134H238ZM244 136V135H243ZM247 136V135H246ZM49 137V136H48ZM55 137V136H54ZM57 137H58V135H57ZM62 137H64V136H62ZM62 137H60V138H62ZM45 138V137H44ZM224 138V137H223ZM250 138V137H249ZM252 138H254L253 136H252ZM52 139H53V137H52ZM59 139V138H58ZM76 139V141H77V139H78V137H76L75 138ZM81 139V138H80ZM167 139H168V137H167ZM175 139H176V137H175ZM244 139V138H243ZM246 139V138H245ZM47 140H48V138H47ZM51 140V139H50ZM54 140V139H53ZM64 140V139H63ZM86 140V139H85ZM96 140V139H95ZM98 140V139H97ZM207 140V139H206ZM222 140V139H221ZM241 140V139H240ZM249 140V139H248ZM59 141H60V139H59ZM51 142V141H50ZM54 142H55V140H54ZM54 142H52V143H54ZM57 142H58V140H57ZM62 142H64V141H62ZM94 142V141H93ZM197 142V141H196ZM225 142V141H224ZM250 142H251V139H250ZM73 143H75V142H73ZM213 143V142H212ZM227 143V142H226ZM232 143V142H231ZM240 143H241V141H240ZM244 143H246L245 141H244ZM76 144V143H75ZM85 144V143H84ZM222 144V143H221ZM71 145H73L72 143H71ZM241 145V144H240ZM239 145V146H240ZM243 145V144H242ZM75 146V145H74ZM169 146V145H168ZM230 146V145H229ZM228 146V147H229ZM244 146V145H243ZM248 146V145H247ZM83 147H85L84 145H83ZM167 147V146H166ZM223 147V146H222ZM233 147H234V145H233ZM249 147V146H248ZM168 149H169V147H167ZM173 148V147H172ZM216 148H217V146H216ZM204 149V148H203ZM53 150H55V149H53ZM77 150H79V149H77ZM231 150H233L234 151V149H231ZM237 151V150H236ZM247 151V150H246ZM73 152H74V150H73ZM185 152V151H184ZM249 152V151H248ZM252 152H253V149H252ZM77 153H79V152H77ZM89 153V152H88ZM230 153V152H229ZM234 153V152H233ZM236 153V152H235ZM238 153H240V152H238ZM242 153V152H241ZM86 154V153H85ZM224 154H225V152H224ZM253 154V153H252ZM251 154V155H252ZM84 155V154H83ZM239 155V154H238ZM237 155V157L239 158V156ZM185 156V155H184ZM183 156V157H184ZM241 156V155H240ZM254 156V155H253ZM86 156H84V158H85ZM236 157V158H237ZM243 157V156H242ZM245 159H247V155H246V157H244ZM256 158V157H255ZM23 159V158H22ZM86 159H87V157H86ZM186 159V158H185ZM197 159V158H196ZM94 160V159H93ZM183 160V159H182ZM248 160V159H247ZM189 161V160H188ZM205 161V160H204ZM234 161V160H233ZM253 161V160H252ZM190 162V161H189ZM242 162V161H241ZM255 162V161H254ZM258 162V161H257ZM73 163V162H72ZM89 164H90V162H89ZM93 164H94V162H93ZM182 164H183V162H182ZM78 165V164H77ZM83 165V164H82ZM84 165H86V164H84ZM83 165V166H84ZM98 165V164H97ZM254 165V164H253ZM75 166H76V164H75ZM206 166V165H205ZM186 167V166H185ZM84 168H86V167H84ZM92 168V167H91ZM174 168V167H173ZM188 168V167H187ZM230 168V167H229ZM254 168V167H253ZM175 169V168H174ZM185 169V168H184ZM87 170V169H86ZM245 170V169H244ZM255 170V169H254ZM174 171V170H173ZM196 171V170H195ZM214 171V170H213ZM236 171H237V169H236ZM186 172H188V171H186ZM256 172V171H255ZM78 173H80L79 171H78ZM253 173H254V171H253ZM217 175V174H216ZM77 176H78V174H77ZM233 177V176H232ZM248 177V176H247ZM249 177H250V174H249ZM252 178V177H251ZM250 178V179H251ZM255 178V177H254ZM258 178H260V177H258ZM85 179H86V177H85ZM177 179H178V177H177ZM235 179H236V177H235ZM198 180V179H197ZM213 180V179H212ZM245 180V179H244ZM251 180H253V179H251ZM256 180V179H255ZM254 180V181H255ZM259 181H260V179H258ZM81 181V180H80ZM79 181V182H80ZM186 181V180H185ZM184 181V182H185ZM183 182V183H184ZM190 182V181H189ZM219 182V181H218ZM236 182H237V180H236ZM186 183V182H185ZM179 184V183H178ZM188 184V183H187ZM190 184H191V182H190ZM203 184V183H202ZM214 184H215V182H214ZM229 185V184H228ZM85 186H86V184H85ZM183 186V185H182ZM185 186V185H184ZM183 186V187H184ZM224 186H225V184H224ZM240 186V185H239ZM247 186V185H246ZM256 186V185H255ZM186 187V186H185ZM189 187H190V185H189ZM211 187H212V185H211ZM210 187V188H211ZM239 188V187H238ZM250 188V187H249ZM182 189V188H181ZM253 189V188H252ZM183 191V190H182ZM185 191V190H184ZM179 192H181L180 191V188H179ZM186 192H188L187 191V189H186ZM217 192V191H216ZM225 193V192H224ZM187 195V194H186ZM204 196H205V194H204ZM203 196V197H204ZM261 196V195H260ZM193 197H194V195H193ZM196 200H198V199H196ZM195 200V203L197 202ZM213 200H215V198L213 199ZM190 201H192V200H190ZM261 201V200H260ZM178 202V201H177ZM189 202V201H188ZM259 202V201H258ZM192 203V202H191ZM194 203V204H195ZM218 204V203H217ZM216 204V205H217ZM82 205V204H81ZM250 205V204H249ZM172 206V205H171ZM188 206H189V204H188ZM253 206V205H252ZM163 207V206H162ZM173 207V206H172ZM195 207V206H194ZM193 207V208H194ZM199 207V206H198ZM215 207V206H214ZM218 207V206H217ZM82 208H83V206H82ZM201 208H205L204 206L203 207H201ZM220 208V207H219ZM197 210H198V208H196ZM223 209H224V207H223ZM223 209H222V213H224L223 212ZM216 210V209H215ZM264 210V209H263ZM79 211V210H78ZM77 211V212H78ZM85 211V210H84ZM194 211H195V209H194ZM212 211V210H211ZM221 211V210H220ZM243 211H244V209H243ZM253 211H254V209H253ZM74 212V211H73ZM143 212V211H142ZM142 212H139V213H141L142 214ZM183 212V211H182ZM189 212V211H188ZM81 213V212H80ZM84 213V212H83ZM138 213V214H139ZM226 213V212H225ZM147 214V213H146ZM150 214H151V212H150ZM262 214V213H261ZM242 215V214H241ZM78 216V215H77ZM148 216H149V213H148ZM147 216V217H148ZM207 216V215H206ZM211 216V215H210ZM214 216V215H213ZM86 217V216H85ZM137 217H138V215H137ZM217 217V216H216ZM226 217V216H225ZM190 218V217H189ZM191 218H192V216H191ZM201 218V217H200ZM241 219H242V217H240ZM88 219V215H87V218L85 219V220H87ZM144 219V218H143ZM143 219L141 220L142 222H144L143 221ZM148 219H149V217H148ZM211 218H209V220H210ZM216 219V218H215ZM84 220V219H83ZM150 220V219H149ZM148 220V222H150ZM202 221H203V219H201ZM205 220V219H204ZM236 220V219H235ZM243 220V219H242ZM192 221V220H191ZM200 221V220H199ZM213 221V220H212ZM76 222V221H75ZM137 222V221H136ZM146 222V221H145ZM144 222V223H145ZM238 222V221H237ZM252 222H253V219H252ZM86 223V222H85ZM87 224V223H86ZM196 224V223H195ZM214 224V223H213ZM240 224V223H239ZM252 224H254V223H252ZM210 226H211V223H210ZM209 226V227H210ZM259 226V225H258ZM79 227V226H78ZM159 227V226H158ZM214 230H215V228H214ZM186 231V230H185ZM209 231V230H208ZM183 232H184V230H183ZM204 232V231H203ZM231 232V231H230ZM223 233V232H222ZM224 233H225V231H224ZM235 233V232H234ZM54 234V233H53ZM208 234V233H207ZM218 234V233H217ZM225 234H228V233H225ZM257 234V233H256ZM188 235V234H187ZM204 235V234H203ZM61 236H62V234H61ZM171 236V235H170ZM225 236V235H224ZM228 236H230L228 239H230L231 238V235H229L228 234ZM264 236V235H263ZM41 237V236H40ZM197 237V236H196ZM207 237V236H206ZM223 237V236H222ZM42 238V237H41ZM147 238V237H146ZM177 238V237H176ZM210 239H211V237H209ZM169 239H172L171 237L169 238ZM205 239V238H204ZM233 239V238H232ZM206 240V239H205ZM216 240V239H215ZM187 241V240H186ZM194 241V240H193ZM204 241V240H203ZM211 241V240H210ZM231 241V240H230ZM229 241V242H230ZM202 242V241H201ZM264 242V241H263ZM211 243V242H210ZM187 244V243H186ZM212 244V243H211ZM40 245V244H39ZM189 245V244H188ZM225 245V244H224ZM37 246V245H36ZM70 246H71V244H70ZM199 246V245H198ZM244 246V245H243ZM249 246H250V244H249ZM73 247V246H72ZM246 247H247V244H246ZM258 247V246H257ZM33 248V247H32ZM124 248V247H123ZM131 248H133V247H131ZM178 248V247H177ZM176 248V249H177ZM238 248V247H237ZM179 249V248H178ZM210 249V248H209ZM246 249V248H245ZM116 250H117V248H116ZM121 250V249H120ZM125 250V249H124ZM123 249H122V251H124ZM240 250V249H239ZM261 250V249H260ZM73 250H71V252H72ZM173 251V250H172ZM210 251V250H209ZM28 252V251H27ZM76 252V251H75ZM119 252V251H118ZM169 252V251H168ZM179 252V251H178ZM262 252V251H261ZM53 253V252H52ZM74 253V252H73ZM124 253V252H123ZM122 253V254H123ZM191 253V252H190ZM257 253V252H256ZM48 254H50V252L48 253ZM150 254V253H149ZM169 254V253H168ZM168 254H167V256H168ZM174 254H175V252H174ZM186 254V253H185ZM187 254H188V252H187ZM237 254H238V252H237ZM38 255V254H37ZM45 255V254H44ZM47 255V254H46ZM51 255V258H52V255L53 254H50ZM56 255V254H55ZM93 255V254H92ZM91 255V256H92ZM113 255H115V254H113ZM132 255V254H131ZM164 255V254H163ZM191 255V254H190ZM208 255V254H207ZM213 255H214V253H213ZM258 255V254H257ZM260 255V254H259ZM262 255V254H261ZM28 256V255H27ZM42 256H43V254H42ZM94 256V255H93ZM122 256V255H121ZM144 256H146V255H144ZM150 256H152V255H150ZM170 256H171V254H170ZM33 257H34V255H33ZM33 257H32V259H33ZM40 257V256H39ZM49 257V256H48ZM57 257V256H56ZM115 257V256H114ZM149 257V256H148ZM176 257H178V256H176ZM180 257V256H179ZM178 257V258H179ZM184 257V256H183ZM198 257V256H197ZM202 257V256H201ZM210 257V256H209ZM213 257V256H212ZM236 257V256H235ZM257 257H259V256H257ZM36 258H37V256H36ZM55 258V257H54ZM64 258V257H63ZM177 258V259H178ZM260 258H261V256H260ZM48 259H50V258H48ZM89 259V258H88ZM168 259H169V257H168ZM176 259V260H177ZM184 259V258H183ZM190 259V258H189ZM175 260V259H174ZM49 261V260H48ZM59 261V260H58ZM62 262H63V259L61 260ZM91 261H93V260H91ZM95 261V260H94ZM167 261H169V260H167ZM199 260H197V262H198ZM53 262V261H52ZM56 262V261H55ZM62 262H61V264H62ZM170 262H171V260H170ZM187 262V261H186ZM200 262V261H199ZM205 262V261H204ZM216 262V261H215ZM214 262V263H215ZM82 263V262H81ZM130 263V262H129ZM135 263V262H134ZM179 263V262H178ZM185 263V262H184ZM196 263V262H195ZM83 264V263H82ZM170 264V263H169ZM175 264V263H174ZM193 264V263H192ZM217 264V263H216Z\"/></svg>",
	"mask_w": 264,
	"mask_h": 264
}]
</instances>
